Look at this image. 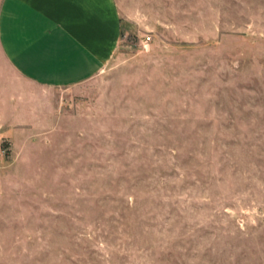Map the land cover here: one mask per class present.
<instances>
[{"label": "rangeland", "instance_id": "374dc122", "mask_svg": "<svg viewBox=\"0 0 264 264\" xmlns=\"http://www.w3.org/2000/svg\"><path fill=\"white\" fill-rule=\"evenodd\" d=\"M114 2L104 71L0 124V264H264V0Z\"/></svg>", "mask_w": 264, "mask_h": 264}, {"label": "crops", "instance_id": "0c3cea01", "mask_svg": "<svg viewBox=\"0 0 264 264\" xmlns=\"http://www.w3.org/2000/svg\"><path fill=\"white\" fill-rule=\"evenodd\" d=\"M121 33L114 0H1L3 129L44 130L41 117L57 113L56 92L99 76Z\"/></svg>", "mask_w": 264, "mask_h": 264}]
</instances>
